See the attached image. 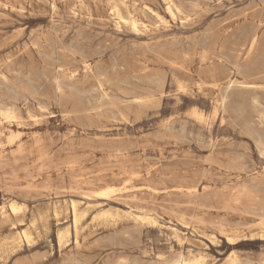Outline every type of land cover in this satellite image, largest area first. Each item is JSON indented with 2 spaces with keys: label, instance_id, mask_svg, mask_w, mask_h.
Masks as SVG:
<instances>
[{
  "label": "rangeland",
  "instance_id": "1",
  "mask_svg": "<svg viewBox=\"0 0 264 264\" xmlns=\"http://www.w3.org/2000/svg\"><path fill=\"white\" fill-rule=\"evenodd\" d=\"M189 263L264 264V0H0V264Z\"/></svg>",
  "mask_w": 264,
  "mask_h": 264
},
{
  "label": "bare ground",
  "instance_id": "2",
  "mask_svg": "<svg viewBox=\"0 0 264 264\" xmlns=\"http://www.w3.org/2000/svg\"><path fill=\"white\" fill-rule=\"evenodd\" d=\"M171 3V2H170ZM3 8V7H2ZM136 25V22H133V26H135ZM255 42V41H254ZM8 114V113H7ZM91 194V193H90ZM110 194V191H104V192H101L100 193V195L101 196H103V197H107L108 195ZM14 211H15V209H14ZM74 218H75V225L77 226V224H78V213H77V211H76V209H75V207H74ZM24 236H25V238L27 239V240H29V235L28 234H26V233H24ZM62 239H63V236H60V241H62ZM190 264V263H189Z\"/></svg>",
  "mask_w": 264,
  "mask_h": 264
}]
</instances>
